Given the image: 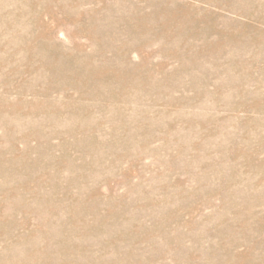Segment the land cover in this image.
Wrapping results in <instances>:
<instances>
[{"label": "rangeland", "instance_id": "obj_1", "mask_svg": "<svg viewBox=\"0 0 264 264\" xmlns=\"http://www.w3.org/2000/svg\"><path fill=\"white\" fill-rule=\"evenodd\" d=\"M0 264H264V0H0Z\"/></svg>", "mask_w": 264, "mask_h": 264}, {"label": "bare ground", "instance_id": "obj_2", "mask_svg": "<svg viewBox=\"0 0 264 264\" xmlns=\"http://www.w3.org/2000/svg\"><path fill=\"white\" fill-rule=\"evenodd\" d=\"M58 64V63H57Z\"/></svg>", "mask_w": 264, "mask_h": 264}]
</instances>
